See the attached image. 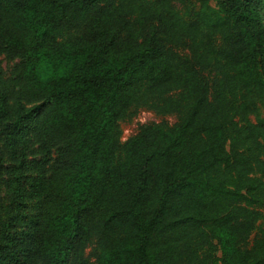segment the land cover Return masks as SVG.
Listing matches in <instances>:
<instances>
[{"label": "trees", "instance_id": "1", "mask_svg": "<svg viewBox=\"0 0 264 264\" xmlns=\"http://www.w3.org/2000/svg\"><path fill=\"white\" fill-rule=\"evenodd\" d=\"M258 3L0 0V264H264Z\"/></svg>", "mask_w": 264, "mask_h": 264}, {"label": "rangeland", "instance_id": "2", "mask_svg": "<svg viewBox=\"0 0 264 264\" xmlns=\"http://www.w3.org/2000/svg\"><path fill=\"white\" fill-rule=\"evenodd\" d=\"M177 4L178 8L181 10H188L190 8H198L197 0H174ZM211 6H214V3L210 4ZM258 9L260 10V13L262 15V20L264 23V4L258 3L257 4ZM182 57H187L186 52L180 53ZM15 61H12L10 59H7L5 56L0 55V71L2 72V82L4 84H8L10 80V76L13 70V67L15 65ZM204 77H207L206 74H204ZM259 113L261 116L264 114V105L259 107ZM251 121H254V116L250 117ZM176 121V118L174 116H159L156 113H154L151 110L148 109H140L137 112H135L130 118H128L126 121H123L120 123V130H121V138L120 140L122 142H125L129 138L135 136L140 128L151 125V124H158V123H165L168 125H173ZM39 154L36 150V147L33 145L30 151V154L27 158V161L30 162L32 160H39ZM54 157V155H53ZM4 158V165H3V172H2V178L0 183V195L3 201L4 206H6L9 203V196L5 191L4 182L7 179V169L9 167V164L7 162V158L5 155H3ZM32 175L33 173H29ZM31 204V201L30 203ZM264 213V211H263ZM91 247H89L85 255L88 256L91 254ZM95 259L93 257H90V264H95Z\"/></svg>", "mask_w": 264, "mask_h": 264}]
</instances>
